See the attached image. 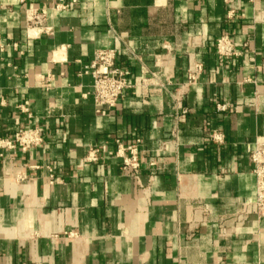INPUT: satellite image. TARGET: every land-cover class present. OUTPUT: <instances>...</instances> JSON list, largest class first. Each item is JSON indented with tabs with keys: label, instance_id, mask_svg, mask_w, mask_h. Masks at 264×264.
<instances>
[{
	"label": "crops",
	"instance_id": "1",
	"mask_svg": "<svg viewBox=\"0 0 264 264\" xmlns=\"http://www.w3.org/2000/svg\"><path fill=\"white\" fill-rule=\"evenodd\" d=\"M57 3L0 0V141L42 138L0 148V264H264V218L245 212L264 136V0H234L233 20L223 0ZM222 35L236 56H217ZM107 49L131 85L113 108L81 74ZM190 59L202 71L187 84ZM115 140H139L135 173Z\"/></svg>",
	"mask_w": 264,
	"mask_h": 264
},
{
	"label": "built area",
	"instance_id": "2",
	"mask_svg": "<svg viewBox=\"0 0 264 264\" xmlns=\"http://www.w3.org/2000/svg\"><path fill=\"white\" fill-rule=\"evenodd\" d=\"M24 0H20L23 2ZM71 0H58L54 9L57 11L66 10ZM252 2L253 0H247ZM226 6V19L233 20L237 17L234 0H223ZM44 16L35 11L27 12V23L30 27L39 26ZM47 32V31H45ZM214 50L220 59H227L237 55L234 46L227 35H222L214 42ZM116 51L112 49L96 50L93 53L90 64L83 68L81 74L89 75L92 78L91 97L97 107L113 108L116 106L124 92L131 87L128 79V72L116 63ZM202 71V64L189 60L186 71V83L195 82ZM220 108V107H219ZM222 109V108H221ZM98 112V110H97ZM217 140V138H214ZM42 138L35 128L20 129L15 132L12 140H1L0 148L27 151L39 146ZM117 148L116 154L122 159L121 168L128 173H135L140 168L138 160V144L136 140L133 145L123 147L119 140L114 141ZM97 150H92L85 158L88 162L97 160ZM249 160L252 166V174L255 178L254 199L247 204L246 213H252L258 218H264V136L256 137ZM50 171V170H49ZM51 172V171H50ZM52 177V174L49 175Z\"/></svg>",
	"mask_w": 264,
	"mask_h": 264
}]
</instances>
